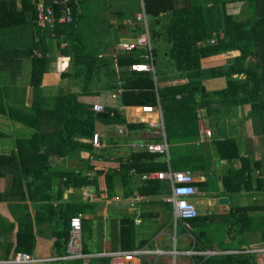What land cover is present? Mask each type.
<instances>
[{
    "label": "trees",
    "instance_id": "trees-1",
    "mask_svg": "<svg viewBox=\"0 0 264 264\" xmlns=\"http://www.w3.org/2000/svg\"><path fill=\"white\" fill-rule=\"evenodd\" d=\"M56 0H23L21 9L13 0H0V30L21 25L17 17L21 16L26 23V16L36 11L34 3H44L52 6L56 13L62 9V5L54 4ZM120 0L107 2L117 3ZM235 2V0H232ZM145 9L149 16L147 20L159 22L161 16H167L169 24L167 27V39L169 43L168 68L166 63L160 64L163 69V76L160 78L158 72L159 64L156 65L158 50L154 46L153 58L154 71L135 73L129 70V66L139 61L137 53L120 60L121 79L123 87L117 85L114 66L110 60L99 59L98 53L91 51L81 35L77 34L78 17H80L76 1H69L72 9L73 21L70 25L58 24L52 32L60 43L63 41L68 46L62 51L72 55V71L64 74V78L78 80L79 93H72L70 89L61 90L55 96L53 103L43 99V78L48 71L51 62L47 50V41L53 34L48 30L38 29L40 55L31 56L32 74L31 84L34 87V101L30 110H21L9 106L7 109L2 106L0 114L17 121L23 126L34 129V133L25 138H18L16 141L17 150L10 157H1L0 169L5 166L12 167L10 188L5 196H14L16 189L21 195L15 196L19 201H30L33 198L41 201V207L49 213V219L57 217L58 242L57 247L65 250L70 237V222L76 215L86 212H97V206L89 203L67 204L66 208L52 204L55 196L51 194V188L57 178H65L62 184L70 188L73 184L79 187H95L101 199H113L118 194V187L122 189L124 198H132L136 193L149 197L152 200H160V196L168 195L171 192L169 183L161 180L134 182L130 176V170H135L137 175L154 172L168 171L166 162L162 163L161 156L142 152L131 155L127 161L119 159L120 171L111 162H103L104 170L95 172L97 162L95 160H109L106 157L108 150H95L89 140L96 133L98 123L106 126L126 123L116 108L106 107L104 112L96 113L92 106L81 102V96H97L103 92H114L119 88L123 89L121 100L126 108L141 106H157L158 96L164 104L175 106L177 111L206 109L207 117L218 124L223 123L221 115L228 116L232 109L243 106L248 108L247 116L254 120L255 134L264 138V0H248L245 13L238 15L227 12L225 19L220 25L215 18V11L220 7H227L226 0H144ZM106 6V4H104ZM106 10V9H105ZM104 10V11H105ZM226 11L227 8H226ZM137 16H131L135 19ZM144 22L136 23V33L143 28ZM67 28H70L67 29ZM150 36L155 43L158 34L151 29ZM224 34V39H221ZM218 42L212 44L214 39ZM204 45L199 46V43ZM37 44V45H38ZM103 44V43H102ZM42 48V49H41ZM34 53L32 49L29 54ZM35 54V53H34ZM164 54V53H163ZM165 55V54H164ZM228 55L226 67L207 69L209 64L220 61ZM72 73V74H71ZM209 73L208 79H220L217 89L219 96L218 103H225V98L232 97V107L222 109L209 102L208 83L205 75ZM178 74L186 76L188 83L174 86L158 85L175 79ZM175 75V76H171ZM161 82V83H160ZM181 96V99H178ZM51 100V101H52ZM208 104V105H207ZM206 105V106H205ZM210 107V108H208ZM175 110V111H176ZM130 132L135 130H147V124H127ZM199 131L195 135L198 139ZM190 135L189 137L192 139ZM102 141V139H101ZM214 153L219 161H226L228 164L226 173L222 178L223 188L227 196L243 194L250 199L246 206L229 205L224 207L223 213H216L213 216L203 215L192 221L194 235L204 247H214L217 242L219 249L233 250L248 247L251 235H258L260 242H264V161L256 158L254 152L249 150L242 155L236 141L231 137L214 139L212 142ZM88 156V171L92 172L90 177L86 172H70L59 174L52 169L60 164V161L67 157ZM111 155V154H110ZM93 157L95 159L90 163ZM183 159V158H182ZM240 161L239 168L234 167V162ZM183 165V163H182ZM183 170H190L193 174L205 172L204 165H187ZM16 169V171H15ZM175 171H182L174 169ZM104 175V183L98 182L99 176ZM208 178L212 174H207ZM200 191H213L210 181L194 184ZM24 189H27V194ZM106 189V190H105ZM100 190V191H98ZM105 190V191H103ZM259 194V195H257ZM34 195V197H33ZM160 197V198H154ZM233 204V203H232ZM172 206V205H171ZM77 209V210H76ZM173 210V209H172ZM77 211V212H76ZM167 226L171 225L172 212L167 214ZM147 217V215H142ZM222 220L226 222L222 232H217L219 241L215 242L214 237L209 233L210 225ZM45 220L35 216L33 221L21 225L17 236L16 252L33 253L35 247V227L40 226ZM90 221L83 219V252L89 254L87 241L92 237ZM227 226V227H226ZM178 233L182 234L180 227ZM151 241V240H150ZM150 241L137 242V229L135 216H124L120 220L119 235L115 236L114 250H133L148 244ZM62 254V255H64ZM67 264H84V260H74ZM88 264H108L105 258H91ZM142 264H148L142 262ZM198 264H255L253 257L249 255H229L210 258L205 261L198 259Z\"/></svg>",
    "mask_w": 264,
    "mask_h": 264
},
{
    "label": "crops",
    "instance_id": "crops-1",
    "mask_svg": "<svg viewBox=\"0 0 264 264\" xmlns=\"http://www.w3.org/2000/svg\"><path fill=\"white\" fill-rule=\"evenodd\" d=\"M69 1L71 0L54 1V4L63 6L62 9L59 11V14L56 13L55 9L52 6L50 7L44 3L36 4L35 2H33L36 11L26 16L25 18L27 19L26 23H24L23 17L19 16L17 17V19L18 21H21L20 26L15 25L14 27L0 30V108L4 106L7 109L9 106H11L25 111L30 110L32 108L34 101V87L31 84V74H32L31 56L40 55L39 44L36 43L40 37L39 34H37L39 29L38 27L39 6L40 4H44L45 6H47L48 8L54 11L57 18L63 19L64 17L67 16V13H63L64 10L69 8L72 11L70 5L68 4ZM75 1L79 15H80L79 12L80 4L81 2H83L86 3V8H89L92 5H94L95 8L100 6V8H97V11H99V13L96 11L95 13H93L92 16L89 14L91 18H97L101 16L103 20H107V21L109 20V23L111 24H114L115 22L117 23L118 22L117 18L125 22V25L127 27L124 24L122 25L126 27V31L123 33H119V36L117 31H115L114 26H110L109 28L114 30L109 31L108 28L106 29L105 32H99V31L92 32V35H96L97 33L101 38L100 43L97 44L96 47L91 48V46H88V44L86 43L87 46L90 47L91 51L98 53L99 59L110 60L112 62L116 74L117 85L123 87L125 83L121 79L119 64H120V60L122 58H126L127 55L116 57L117 54L116 47L122 42L139 43V38L143 34L145 35L148 34L150 36L151 22L149 20H147V23L143 25L144 31L141 30L139 33H136V27L132 26V23L129 22L128 20L131 17H127V16H131L130 14H134L136 16L141 14L144 17H146V19H148L149 16L145 9L144 0H120L117 3H115L117 1L115 0L114 3L108 5L106 4L107 7L105 5L103 6L101 2H98L96 0H75ZM109 1H113V0H109ZM13 2L17 5L18 9H21L23 0H13ZM226 2H227L226 3L227 7L223 6L218 8L217 12L215 11V18L219 20L220 25L222 24L223 19H225L227 12L234 15H238L241 12L243 13L247 12L246 5L248 0H235V2H232V0H226ZM137 8L139 9L138 12L136 11ZM226 8L228 11H226ZM112 12L119 14V16L117 17L112 16L111 14ZM163 17L168 18L167 16H161V18ZM79 21H80V17H78V22ZM29 23H31V28L26 30L22 29V27H25L26 25H30ZM91 24L93 25L94 22ZM61 25L68 26L70 24H61ZM67 29L70 30V28ZM46 30L52 32V29H46ZM42 31L45 30L42 29ZM118 37L119 40L122 38L123 40L121 42L117 40L119 42L115 46V42H117L116 39ZM52 38H57L54 36V33L47 41V47H48L47 50L49 52L51 62L48 66V71L47 73H45L43 78L42 103L46 98L49 100V103H53L52 99H54L57 93H59L61 90H67L69 88L72 93L80 92L77 79H73L69 77L64 78V74H69L72 71L71 69L72 55H69V53L62 51L63 50L62 44L65 43L68 46V43L63 41L62 43L58 42L57 45H55L52 41ZM58 40L60 41V39ZM113 41L115 42L113 43ZM110 45L115 46L113 51H110L109 49ZM151 46L154 49L153 43H151ZM148 48H149L148 43L142 41V44L140 45V51L138 52V56L144 53V51L147 50ZM31 49L35 54L34 53L29 54V51ZM227 60H228V55H224V58L220 60L221 62L220 67H224V63H227ZM208 67H209L208 69L216 68L214 66V63L209 64ZM171 76H175V75H171ZM210 80L219 81L220 79L211 78ZM173 81H176L177 83L172 84L171 86L178 84H186L188 83V78L186 76H182L178 74L175 79L168 80L167 82L162 83L161 86L157 84L158 89L161 88L162 86H170L169 83ZM107 93L110 92H103L97 96H81V98L79 99L81 102L85 104H89L91 106L95 102H100L102 104L105 102L106 107L116 108V110L119 111L120 116L123 117L126 121V123H121L118 125H111V126H106L104 124L98 123L96 125V133H99L102 136V148L100 149L94 148V149L101 151L108 148L107 141L116 137L123 138V140L125 141L127 140V143L126 144L123 143L122 145L116 144V146H114L116 148L115 156L110 155L108 151L109 154H106V157H109V160H102V159L95 160L93 159V157H90V159H92L90 163L94 160L97 162V166L95 167L94 170L95 172H98L99 170L102 171L106 168L105 165L102 164L105 161L113 163V165L117 168L116 170L120 171L119 159L122 158V160L125 162L127 161V159L131 157V155L145 152V151H140L133 153L130 147L131 144H139V143H156L162 145L167 144L169 146V154L167 155L158 154V156H161V158L163 159L162 163L166 162V164L168 165V171H154V172H148L137 175L135 170H130L129 173L130 176L136 175L134 177V182L138 183L139 181L147 182V181L157 180V179L143 180L142 178L143 175H149V174L161 173V172L168 173L170 171H175L174 169H178L182 171H190V170H183L182 167L187 165H193L194 163L197 162L196 165H204L206 169L204 173L199 172L198 174H194L196 183L203 182L208 179L211 183V186L213 187V191L210 193H208L207 191L205 192L200 191L196 187L201 193V196L199 198L202 199L203 201L205 199H208L212 201V206L213 205L219 206V209L225 210L224 208L225 206L219 204V199H221L222 197H219V195L216 194V192L223 193L224 194L223 198L227 197L229 199V202L232 200L233 196L232 197L227 196V194L224 191L223 183H222V178L226 173L227 170L226 168L228 164L226 163V161H221V162L219 161V163L217 162L218 159L214 153V148L212 145L213 140L218 138L215 128L216 125H214V122L207 117L206 109H203L202 111L200 110L177 111L175 108H173V110H176L175 112L178 113L177 114L171 113L167 115L164 112V108L169 109L170 107L168 104L165 103L163 104L158 96L157 106H150V107L160 109L161 114L147 115L142 112V108L146 106H141L136 108H126L123 106V102L121 98L120 99L118 98L115 101L112 100L109 101L108 98L106 99ZM178 99H181V96H178ZM247 112H248V108L246 109V107L245 108L243 106L236 107L232 110V113L227 116L228 119H225V122L219 125L232 126L235 123L234 126H238L237 128H240V130L244 132L245 137L247 139L249 138L255 140V143L253 144H247L239 147L242 155H246V153L249 152V150L253 151L255 149L257 151L258 150L261 151L262 153V147L260 145V142L256 140L253 122L251 121V125L247 124L248 121ZM150 123H156L157 126H163V130H161L160 133L161 136H159L158 134L154 135L153 130H151L150 128H148L147 130L139 129L133 132H130L127 128V124H147V126H150ZM229 123L230 125H228ZM97 126H100L99 129ZM165 126H178L180 130H183L184 134L182 132V135L185 136V138L192 135L191 136L192 139L189 137L191 141L192 140L195 141L197 143L196 145L201 147L199 148L198 151L192 150V152L188 153L186 156H177L178 158H180V161L183 163L182 167L177 166L173 162L172 155L170 154V143L168 141ZM200 126H206L212 132V137L202 138L199 129ZM248 126H250V129H248ZM107 127L111 128L110 131L113 133L112 135H108V136L105 135L104 131ZM121 127L125 128V130L127 131L126 136L119 135V128ZM198 131H199V135H198V139L196 140L195 135L197 134ZM247 131H248V135H247ZM34 132L35 131L33 128L28 126H23L19 124L17 121L12 120L0 114V159L1 157H10L14 152H16L17 150L16 141L18 140V138H25L27 137V135L33 134ZM229 133L230 131H228L227 135ZM232 134L234 133H231L228 137H231ZM231 138L236 139L237 137H231ZM187 141L190 142L189 140ZM262 146H263L262 158L264 161V139H262ZM192 160L194 161L192 162ZM88 162H89L88 156L83 153L81 157H67L61 160L60 164L56 165L57 167H54L52 171L59 174L70 173V172H86L85 173L86 176L90 177L92 175V172L88 171ZM240 166H241L240 161L234 162L235 168H239ZM12 167L5 166L2 169H0V259H7L10 256L14 255L15 253H18L16 252L17 236L21 228V225L26 222H29L30 220L33 221L35 216H38L39 219L45 220V222L42 223L40 226L35 227L36 241H35V247L33 253L31 255L37 258H51V257L63 256L62 254L65 253V250H62L60 247L56 246V243L58 242L57 228L58 225H60V221L58 222L55 221L57 220V217L54 218L55 216L54 215L52 220H50L49 213L43 210V208L41 207V201H39L38 199L33 198L32 201H30L29 199H27L26 201H19L18 199H16L15 196L21 195L22 193V190L17 191L18 189L21 188H17L14 196H12L11 198L5 196L7 190L10 188L11 180L13 179L11 174ZM208 173L212 174V177L208 178L207 176ZM214 178L215 181H213ZM104 180H105L104 175L99 176L98 182L100 184L104 183ZM62 182L65 183L64 177L57 178V180L54 181V184L51 188V194L55 196V199L51 202L52 204L57 205L58 208L63 206L65 209L67 204L85 203L86 200H88L89 203L95 204L97 206V212L94 213L86 212L84 214H79L77 216L76 215L74 216V217H81L82 222L83 219H87L91 222L90 225L92 228V237H90L89 240L87 241L90 252L89 254L84 253L85 255L88 256H95L99 253L121 251V250L115 251L113 249V246L115 242V236L119 235L120 220L122 219V217H120V219L118 218L119 212L117 211H119L120 208L122 207L121 205L122 203L123 205H125L124 203L125 201H127L128 203L127 204L128 208L131 205V208H129L128 210L129 214L128 213L127 214L128 216L130 215L135 216L136 229L137 227L143 226V223L141 221H146V220L147 222H152L153 225L156 226L157 224H159L158 221H160V223L162 224H167L168 222L167 214L171 213V211L170 212L167 211L168 208H170L171 204L166 203L163 198L171 195L172 193V186L169 181H164V182L169 183L171 192L169 195L160 196L161 198H163V201L162 199L161 201L148 199L149 197L143 196L139 193H136L132 198H124V196H122L123 194L121 195V193H119L121 191H118V194L113 199L110 200L101 199L95 187L84 186L81 188L78 186V184H73L71 185L70 188H66L64 187V185L62 186L63 184ZM24 191L27 194V189H24ZM207 195L208 196L213 195V196L206 198ZM242 195L243 194H240L237 201L241 206H246L249 203V201L245 196L242 197ZM160 197H154V198H160ZM139 201L143 203L145 201V203L147 204L145 205V207H143L140 204L141 202ZM230 204L231 202L228 204V206ZM144 213H148L147 217H142V215H145ZM171 220H172V216L169 222H171ZM96 223L98 226H96ZM152 240L153 239H151V241ZM106 243H108L109 245L104 247V244ZM108 248H112L113 251H107ZM183 248L184 245L182 249ZM209 248H218V246L216 244L214 247H209ZM91 258H97V257H91ZM91 258L84 260V264H88ZM185 263L188 264L186 259H185ZM50 264H59V263L52 262ZM65 264H67V262Z\"/></svg>",
    "mask_w": 264,
    "mask_h": 264
},
{
    "label": "built area",
    "instance_id": "built-area-1",
    "mask_svg": "<svg viewBox=\"0 0 264 264\" xmlns=\"http://www.w3.org/2000/svg\"><path fill=\"white\" fill-rule=\"evenodd\" d=\"M67 13V16L63 19L57 18L54 11L44 4L39 6L38 14V27L40 29H54L58 22L62 20L61 24H71L73 21L72 11L68 8L63 11ZM132 26L136 23L144 22L147 23L146 17L139 14L135 19L129 20ZM143 36V37H142ZM139 38V43L133 42H122L117 48L116 57L123 55L130 56L137 53L139 61L132 63L129 66V70L135 73H142L148 71H154V64L150 62L153 58L154 49L151 46L153 43L151 36L143 34ZM221 39H224V34H221ZM142 41L147 42L149 48L144 51L140 56V45ZM218 39H214L211 43L215 44ZM115 57V58H116ZM169 83V82H168ZM177 83L173 81L169 83ZM123 89L119 88L116 92H110L106 94V99L109 101H115L122 97ZM107 102V101H106ZM109 103V102H108ZM92 110L96 113L104 112L106 103L95 102L92 105ZM142 112L147 115L161 114V110L146 106L142 108ZM149 128L153 130V134L157 135L160 132L158 129H163V126H157L156 123H150ZM202 138L212 137V132L206 126L199 127ZM119 135L126 136L127 131L125 128H119ZM102 136L99 133L93 135L89 143L96 149L102 148L101 142ZM131 150L133 153L145 151L151 154L167 155L169 154V146L167 144H156V143H139L131 144ZM143 180L157 179L161 181H169L172 186V193L169 196L164 197V201L172 205V220L173 234L167 235L163 238L171 240L173 249H167L166 246L162 245L160 239L157 241H150L148 244L130 251H117L109 253H99L95 256L85 255L83 252V222L81 217H74L70 222V237L67 243L66 254L58 257L51 258H37L26 252H18L10 256L7 259H0V264H50L57 262L59 264H65L66 262L73 260H87L91 257L105 258L108 260V264H142L146 262L148 264H162L161 259L165 257L173 258H186L189 260V264H198V259L205 261L210 258L223 257L229 255H249L254 258L255 264H264V242L251 243L248 247L233 250H223L219 248H209L200 246L195 235L192 221L199 216V211L192 202L201 196V193L196 188V179L191 171H170L168 173H154L149 175H143ZM183 229V233L179 234L178 229ZM162 238V239H163ZM183 242L184 248L179 250V243ZM182 245V247H183Z\"/></svg>",
    "mask_w": 264,
    "mask_h": 264
},
{
    "label": "rangeland",
    "instance_id": "rangeland-1",
    "mask_svg": "<svg viewBox=\"0 0 264 264\" xmlns=\"http://www.w3.org/2000/svg\"><path fill=\"white\" fill-rule=\"evenodd\" d=\"M96 1L101 2L103 4V6H104V4H107V2H108V0H96ZM97 8H100V6L95 8V6L92 5L89 8H86V3H83V2H81L80 8H79V12H80L81 16H80V21L77 23V34L81 35L82 39L85 40V42L88 45H90L91 48L96 47V45L100 43V39H101L99 37V34H97V33H96L97 36L92 35L93 31L105 32L106 29H108L110 26H114V29H115V31H117L118 36H119V33L125 32L126 27H127L125 25V22L123 20L121 21L119 18H117L118 22L117 23L115 22L114 24L109 23V20L108 21L103 20L101 16H99L97 18H91L93 13H95L97 11ZM86 10H89V11H86ZM136 11L138 12L139 9L137 8ZM97 12L99 13V11H97ZM101 12H104V11H101ZM32 13L33 12L31 11L29 13V15ZM89 14L91 16H89ZM111 14H112V16H116V17L119 16V14H116L114 12H112ZM130 15L133 16L134 14H130ZM131 16H127V17H131ZM93 22H94V24L92 25L91 23H93ZM29 24L30 25H26L25 27H22V29L26 30V29L31 28V23H29ZM122 24H124L126 27H124V25H122ZM168 24H169L168 18H164V17L160 18L158 23L156 22L155 19L152 20V22H151V29L153 30L154 34L155 33L158 34V36H157L158 40H156V38H155L154 46L156 45V48L158 50V58H157L156 65L159 64L158 72L160 74V76H159L160 78H162V76H163V69L161 68L160 64L166 63V64H168L167 65L168 68L171 66L169 58L166 57V56H169L168 53H169V49H170V47H169L170 45H169L168 39H167ZM114 29L109 28V31L114 30ZM142 37H140V39H142ZM117 40H119V37L116 39V41ZM122 40H123V38L120 39L119 41L121 42ZM52 41L55 45H57V43L59 42V40L57 38H52ZM119 41H117V42L113 41V43L115 42V46ZM202 45H204V42L199 43V46H202ZM115 46L110 45L109 46L110 51H113ZM66 47H67V45L65 43H63L62 48L64 49ZM214 66L219 68L221 66V62L218 61V62L214 63ZM226 66H227V63H224V67H226ZM208 77H209V73H206L205 79H206V82L208 83V92H209V96H210L209 102L212 104H215L216 107L221 108V110L227 109L228 107H230L229 104H231V108H233L232 107V97H231L230 92H229L230 97L225 98L224 104L220 105L218 103L219 96L217 94V89H218V86L220 85V82L218 80H209ZM169 107H170L169 109L164 108V112L167 115L171 114V113H176V114L178 113V112H175V110H173V108L176 109L175 106L171 107L169 105ZM225 119H228V118L224 115H221V120H223V122H225ZM251 121L253 122V125L255 126L254 120L248 117L247 124L251 125ZM220 124H222V123H220ZM214 125H216L215 128H216V133H217V137H218L217 139H224V138L228 137L231 133H234L231 135V137H237L236 139L235 138H233V139L236 141V143L239 147H241L243 145L255 143L254 139H249V138L247 139L245 137L244 132L242 130H240V128H237L238 126H234L235 123L232 126H221L217 122H214ZM228 125H230V123ZM97 127L99 129L100 126H97ZM165 128H166V132H167L168 141L170 143V154L172 155L173 162L177 166L182 167V162L180 161V158H178L177 156H186L188 153H191L192 150L198 151L199 148H201V147L196 145L197 143L195 141H193V140L191 141V139L189 137L185 138V136L182 135L183 130H180V128L178 126H165ZM110 129L111 128H108V127L105 129V131H104L105 135L108 136V135L113 134L110 131ZM248 129H250V126H248ZM254 129H255V127H254ZM161 130H163V129H158V131L160 133H161ZM228 131H230V133L227 135ZM183 134H184V132H183ZM158 135L161 136L159 133H158ZM247 135H248V131H247ZM255 136H256V140L260 142V145L262 147V153H261V151H259V150L257 151L256 149L251 151V152L257 153V154H255L256 158L259 157V159H263L262 158V156H263L262 139H264V138L258 137L257 134H255ZM187 140H189L190 142H188ZM107 142H108V148H106V149L109 151V153L112 156H115V151H116L115 149L116 148L114 146H116V144H119V145H122L123 143L126 144L127 140L125 141V140H123V138L116 137V138L108 140ZM193 161L194 160H192V162ZM194 164H197V162ZM213 181H215V178L213 179ZM214 190H215V188H214ZM118 191H121L119 193H121V195H122V189L120 187H118ZM216 194H218L219 197H222V198L224 196L223 193L216 192ZM257 195H259V194H257ZM210 196H213V195H210ZM210 196L207 195L206 198H209ZM232 196H231L232 200L230 201L231 205H236L238 203L237 199L239 198L240 195L235 194ZM245 197L247 198L248 201H250V199L248 198V195ZM225 198H227V197H225ZM148 199H151V198H148ZM148 199H145V200H148ZM262 201H264V196L261 198V202ZM139 202H141V201H139ZM192 202L194 204H196L199 213H201L203 215L213 216L216 213H223V211H224L223 209H219V206H214V205L212 206V201H210L208 199H205L203 201L202 199L197 198L195 200H192ZM124 203H125V205H123V203H122L121 204L122 207L120 208L119 211H117V212H119V215H118L119 219H120V217L127 216L129 214L128 210H129V208H131V205L129 208L127 207V204H128L127 201H125ZM142 203L143 202H141L140 204L143 207H145V205L147 204V203H145V201L143 204ZM210 203H211V206H210ZM228 204H225L224 206L228 207ZM167 211L172 212L171 206H170V208H168ZM122 212H124L126 214H124ZM144 214L147 215L148 213H144ZM141 222L143 223V226L137 227V240H138V242H141L143 240H151V239H154V237L155 238L157 237L154 240L157 241L158 239H160L163 246H166V248L170 249V250L173 249L174 246L171 243V240L163 238L167 235L173 234V228L174 227L172 224L170 226H167L168 224H162V223H160V221H158L159 224H157V226H156V225H153L152 222H147V220L141 221ZM144 222H147V223H144ZM212 222H215V223L210 225L209 233H211V235L214 237L215 242H216V241H219V237H216V233L222 232L224 230L225 227L223 228V226L225 225L226 222H223L222 220L216 222L215 219ZM97 223H96V226H98ZM258 236H259V234L258 235H251L250 241H253V243L260 242V239H259L260 237H258ZM216 244H217V242H216ZM108 245L109 244L106 243V244H104V247H106ZM182 245H183V242L180 241L179 248H178L179 250L182 249ZM113 249H114V246H113ZM107 251H113V250H112V248H108ZM185 259L186 258L178 259V258H173V257H165V258L161 259V263L162 264H186ZM186 261L189 264V260L186 259Z\"/></svg>",
    "mask_w": 264,
    "mask_h": 264
},
{
    "label": "water",
    "instance_id": "water-1",
    "mask_svg": "<svg viewBox=\"0 0 264 264\" xmlns=\"http://www.w3.org/2000/svg\"><path fill=\"white\" fill-rule=\"evenodd\" d=\"M229 203V199L228 198H221L219 199V204L221 205H225Z\"/></svg>",
    "mask_w": 264,
    "mask_h": 264
},
{
    "label": "bare ground",
    "instance_id": "bare-ground-1",
    "mask_svg": "<svg viewBox=\"0 0 264 264\" xmlns=\"http://www.w3.org/2000/svg\"><path fill=\"white\" fill-rule=\"evenodd\" d=\"M72 17H73V15H72ZM74 19V18H73ZM62 20H60L59 22H58V24H61L60 22H61Z\"/></svg>",
    "mask_w": 264,
    "mask_h": 264
},
{
    "label": "clouds",
    "instance_id": "clouds-1",
    "mask_svg": "<svg viewBox=\"0 0 264 264\" xmlns=\"http://www.w3.org/2000/svg\"><path fill=\"white\" fill-rule=\"evenodd\" d=\"M102 142V141H101ZM160 155V154H159Z\"/></svg>",
    "mask_w": 264,
    "mask_h": 264
}]
</instances>
